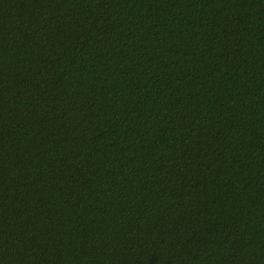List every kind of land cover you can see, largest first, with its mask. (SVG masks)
<instances>
[{"label": "trees", "instance_id": "obj_1", "mask_svg": "<svg viewBox=\"0 0 264 264\" xmlns=\"http://www.w3.org/2000/svg\"><path fill=\"white\" fill-rule=\"evenodd\" d=\"M0 264H264V0H0Z\"/></svg>", "mask_w": 264, "mask_h": 264}]
</instances>
